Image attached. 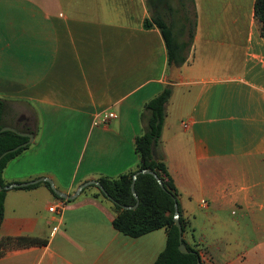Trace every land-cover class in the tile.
I'll return each instance as SVG.
<instances>
[{
	"label": "crops",
	"instance_id": "obj_1",
	"mask_svg": "<svg viewBox=\"0 0 264 264\" xmlns=\"http://www.w3.org/2000/svg\"><path fill=\"white\" fill-rule=\"evenodd\" d=\"M193 5L192 43L168 81L161 34L142 25L145 0H0L3 117L33 135L0 177L48 176L71 194L84 180L136 169L142 104L170 83L159 149L182 238L208 264H264V35L253 0ZM106 110L115 116L94 123ZM45 182L5 188L0 236L45 241L4 248L0 264H149L162 249L163 227L115 229L94 184L64 198Z\"/></svg>",
	"mask_w": 264,
	"mask_h": 264
},
{
	"label": "trees",
	"instance_id": "obj_2",
	"mask_svg": "<svg viewBox=\"0 0 264 264\" xmlns=\"http://www.w3.org/2000/svg\"><path fill=\"white\" fill-rule=\"evenodd\" d=\"M145 5L148 15L143 18L142 25L157 27L163 39L167 62L181 64L190 49L196 23L193 0H145ZM253 14L257 20L260 35H264V0H253ZM170 92L171 84L165 83L155 95L142 104L140 118L143 122V129L133 139L134 149L139 157L136 169L148 167L153 170L160 179L163 188L158 185L151 174L138 173L134 179V190L138 197L137 204L133 208H121L120 204L134 203V197L129 189L131 174L136 170L133 169L123 172L115 178H99L101 185L113 200L107 198L100 189L98 190L103 197L111 202L115 212L111 220L112 226L123 234L137 236L159 227L165 229L163 247L149 264H197L196 256H199V253L196 247L182 238L186 247L192 251L181 252L177 248V228L172 221L173 200L171 198V195L176 197L177 191L159 149V135L165 113V103ZM5 107V100L0 98V126L9 124L3 120ZM26 138V136L19 135L9 129L0 130V152ZM151 144L156 159L151 158ZM23 147L19 146L12 151H7L0 157V173L6 161ZM0 183L2 184L1 177ZM4 190V188L0 189V218ZM177 208L183 231L184 222L179 212L178 202ZM44 241V239L26 234L0 236V253L7 247L25 246ZM201 264L208 263L201 261Z\"/></svg>",
	"mask_w": 264,
	"mask_h": 264
},
{
	"label": "water",
	"instance_id": "obj_3",
	"mask_svg": "<svg viewBox=\"0 0 264 264\" xmlns=\"http://www.w3.org/2000/svg\"><path fill=\"white\" fill-rule=\"evenodd\" d=\"M167 78H168V81H173V80L177 79V64H175L172 61L169 62ZM4 129L12 130V131H14L15 133H17L19 135L26 136L27 138L25 140L21 141L20 143H18L16 145H14V146H12L10 148H7V149L3 150L2 152H0V157L3 154H5L7 151H12V150L16 149L19 146L25 145L26 143L31 141L32 136H33L31 131H29V130H20V129L12 126V125H9V124H4V125L0 126V130H4ZM150 153H151V158L152 159H156L157 158L156 154L154 153L152 144L150 145ZM142 172L151 174L154 177V179L156 180V182L158 183V185L161 188H163V185H162L160 179L158 178V176L156 175V173L153 170L149 169L148 167L136 169L131 174V179H130V182H129V189H130L131 194L134 197V203L130 204V205L129 204H120L121 208H133L137 204L138 197H137V194L135 193V190H134V179H135V177H136V175L138 173H142ZM39 180L46 181L48 183L49 187L51 188V190L56 195H58L60 197L72 198L73 196H75V194H77V192L80 190V188L82 186H84L86 184H94L95 186H97L98 189H100L106 195L107 198L113 200L111 198V196L105 191V189L103 188L101 183L95 178L84 180L83 182H81L80 184H78L76 186L74 192L71 193V194H66L63 191H61L58 188H56L55 185L53 184L51 178H49L48 176H39V177H36V178H33V179L23 180V181H20V182H9L7 184H1L0 183V189L1 188L5 189V188H8V187H12V186L27 185V184L34 183V182L39 181ZM171 198L173 200L172 221H173L174 225L177 228V238H178L177 248L181 252L192 251V250H189L186 247L185 243L182 241V227H181V224H180V221H179V218H178L177 199L173 195H171ZM196 263L197 264H201V259H200L199 256H196Z\"/></svg>",
	"mask_w": 264,
	"mask_h": 264
},
{
	"label": "built area",
	"instance_id": "obj_4",
	"mask_svg": "<svg viewBox=\"0 0 264 264\" xmlns=\"http://www.w3.org/2000/svg\"><path fill=\"white\" fill-rule=\"evenodd\" d=\"M115 116L112 110H106L96 115V119L93 120L94 123L106 124L108 120ZM186 122H182V126H185ZM62 206V200L59 199L56 203H51L46 206L47 210L56 212Z\"/></svg>",
	"mask_w": 264,
	"mask_h": 264
},
{
	"label": "rangeland",
	"instance_id": "obj_5",
	"mask_svg": "<svg viewBox=\"0 0 264 264\" xmlns=\"http://www.w3.org/2000/svg\"><path fill=\"white\" fill-rule=\"evenodd\" d=\"M17 105H18V103H16V102H10V103H9V106L12 107V108H14L13 106H17ZM7 111H8V110H7ZM5 113H7V112H5ZM7 115H8V113H7ZM11 115H12L11 118H12L13 121H14V120H15L14 117H16V115H17V111H13V113H12ZM4 117H5V118H4ZM4 117H3V120H4V121L7 120V117H8V116L5 115ZM17 125L19 126V124H17ZM203 261H205L206 263H208L207 260H205V259H203Z\"/></svg>",
	"mask_w": 264,
	"mask_h": 264
}]
</instances>
